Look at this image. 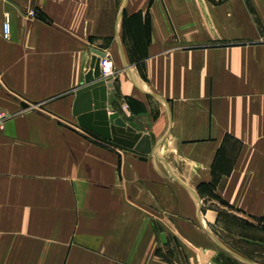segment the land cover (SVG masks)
<instances>
[{"label":"crops","instance_id":"1","mask_svg":"<svg viewBox=\"0 0 264 264\" xmlns=\"http://www.w3.org/2000/svg\"><path fill=\"white\" fill-rule=\"evenodd\" d=\"M92 49L150 154L79 126ZM0 118V264H264V0H0Z\"/></svg>","mask_w":264,"mask_h":264},{"label":"water","instance_id":"2","mask_svg":"<svg viewBox=\"0 0 264 264\" xmlns=\"http://www.w3.org/2000/svg\"><path fill=\"white\" fill-rule=\"evenodd\" d=\"M92 53L84 81L75 90L72 112L77 117L79 126L106 143L140 154H150L153 146L148 134L136 133L117 112L108 114L107 92L112 83L102 78L101 70V58L106 53L99 49H92Z\"/></svg>","mask_w":264,"mask_h":264},{"label":"rangeland","instance_id":"3","mask_svg":"<svg viewBox=\"0 0 264 264\" xmlns=\"http://www.w3.org/2000/svg\"><path fill=\"white\" fill-rule=\"evenodd\" d=\"M214 185H211V188H209V190L211 191L212 194V198L214 199H218L219 196L217 195L216 192L213 191ZM216 210H218L217 205L215 206ZM183 240V245H190L188 241H186L185 239L181 238ZM246 241H240V244L242 245L243 249H246L248 252H251L252 254H254L255 258L260 260V261H264V247H261L260 245H257L255 243H252L251 245H243L242 243H244ZM185 245V246H186ZM213 245V244H212ZM192 247V245H190ZM187 247V246H186ZM215 249H217L219 252L218 253H213V251H206L204 252L203 256L207 261H214L216 260L218 263L220 264H255L253 262L250 261H246V260H241V259H237V257H235L231 252H229V250H225L223 248H221L220 246L214 245ZM184 249L179 248L176 249L177 252V256H175V253L173 254V257H176V259L178 260H183V262H185V264H199V256L197 255V250H195V254L193 253V251H191L189 254H192V259H188L186 254L183 251ZM188 250V249H186ZM174 251V250H173ZM201 254V253H200ZM186 257V258H185ZM187 262V263H186Z\"/></svg>","mask_w":264,"mask_h":264},{"label":"built area","instance_id":"4","mask_svg":"<svg viewBox=\"0 0 264 264\" xmlns=\"http://www.w3.org/2000/svg\"><path fill=\"white\" fill-rule=\"evenodd\" d=\"M10 34H11V24L9 17H7L3 24V35L5 38H9ZM101 70H102V78L105 79L111 77L114 73L113 62L108 54H106L104 57L101 58Z\"/></svg>","mask_w":264,"mask_h":264},{"label":"bare ground","instance_id":"5","mask_svg":"<svg viewBox=\"0 0 264 264\" xmlns=\"http://www.w3.org/2000/svg\"><path fill=\"white\" fill-rule=\"evenodd\" d=\"M105 79V78H104Z\"/></svg>","mask_w":264,"mask_h":264}]
</instances>
